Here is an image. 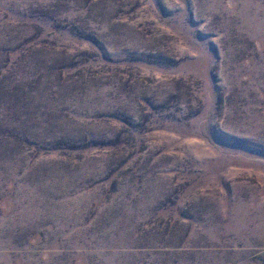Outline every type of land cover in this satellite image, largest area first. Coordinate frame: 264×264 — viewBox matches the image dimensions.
<instances>
[{"label":"rangeland","instance_id":"rangeland-1","mask_svg":"<svg viewBox=\"0 0 264 264\" xmlns=\"http://www.w3.org/2000/svg\"><path fill=\"white\" fill-rule=\"evenodd\" d=\"M0 264H264V0H0Z\"/></svg>","mask_w":264,"mask_h":264}]
</instances>
